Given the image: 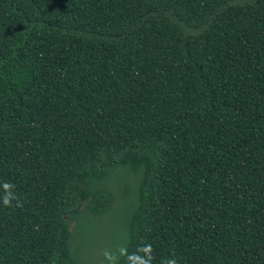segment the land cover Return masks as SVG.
I'll list each match as a JSON object with an SVG mask.
<instances>
[{
  "label": "trees",
  "instance_id": "trees-1",
  "mask_svg": "<svg viewBox=\"0 0 264 264\" xmlns=\"http://www.w3.org/2000/svg\"><path fill=\"white\" fill-rule=\"evenodd\" d=\"M121 168L114 264H264V0H0V264H88Z\"/></svg>",
  "mask_w": 264,
  "mask_h": 264
},
{
  "label": "rangeland",
  "instance_id": "rangeland-1",
  "mask_svg": "<svg viewBox=\"0 0 264 264\" xmlns=\"http://www.w3.org/2000/svg\"><path fill=\"white\" fill-rule=\"evenodd\" d=\"M106 187L113 190L112 211L100 218L87 216L72 241L73 254L81 247L80 257L88 264H114L122 254L128 239V229L137 202V185L129 169L115 170ZM75 223L71 225L74 231Z\"/></svg>",
  "mask_w": 264,
  "mask_h": 264
},
{
  "label": "clouds",
  "instance_id": "clouds-1",
  "mask_svg": "<svg viewBox=\"0 0 264 264\" xmlns=\"http://www.w3.org/2000/svg\"><path fill=\"white\" fill-rule=\"evenodd\" d=\"M14 187L13 185L9 184V183H5L4 184V189L5 192L7 193V195L4 196L3 198V204L5 207H10L11 206V201L13 199H16V197L13 195V193L10 191V189ZM17 204L19 205V201L17 200ZM151 248L150 246H148L145 251L146 252H150ZM140 264H149L148 260H141ZM168 264H176L175 260H169Z\"/></svg>",
  "mask_w": 264,
  "mask_h": 264
}]
</instances>
